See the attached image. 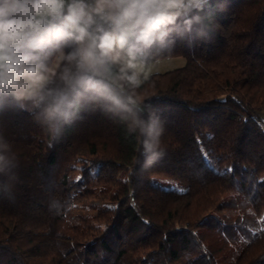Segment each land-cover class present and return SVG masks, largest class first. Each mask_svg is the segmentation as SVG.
<instances>
[{
  "label": "trees",
  "instance_id": "16d2710c",
  "mask_svg": "<svg viewBox=\"0 0 264 264\" xmlns=\"http://www.w3.org/2000/svg\"><path fill=\"white\" fill-rule=\"evenodd\" d=\"M174 13L139 59L185 65H113L123 108L85 92L50 119L0 92V264H264V0ZM136 120L162 129L151 149Z\"/></svg>",
  "mask_w": 264,
  "mask_h": 264
},
{
  "label": "clouds",
  "instance_id": "9594fccd",
  "mask_svg": "<svg viewBox=\"0 0 264 264\" xmlns=\"http://www.w3.org/2000/svg\"><path fill=\"white\" fill-rule=\"evenodd\" d=\"M191 2V0H190ZM179 0H0V92L40 105L57 119L83 93L102 98L115 109L128 101L114 90L112 66L134 68L146 49L162 39L163 25L175 19ZM196 19H199L197 17ZM192 21H187V29ZM51 49L60 50L62 84H49L41 72ZM121 69V71L124 70ZM128 79L136 82L133 77ZM82 90V91H81ZM151 149L162 129L156 121L136 120Z\"/></svg>",
  "mask_w": 264,
  "mask_h": 264
},
{
  "label": "rangeland",
  "instance_id": "374dc122",
  "mask_svg": "<svg viewBox=\"0 0 264 264\" xmlns=\"http://www.w3.org/2000/svg\"><path fill=\"white\" fill-rule=\"evenodd\" d=\"M181 9V8H180ZM172 12L175 11V9L171 10ZM62 53L59 54L56 59L52 62L48 70L44 71L41 70V72L48 76L49 79L53 76L55 73V70L57 66L59 65L61 59H62ZM119 69L124 68V62L120 61L115 64ZM185 65V59L181 56H170V57H164L159 58L153 61H144L141 59H137L136 66L134 68H124L123 71L133 74L136 77H148L154 73L158 72H166L175 68H179ZM165 181V187L173 188V189H181V184L178 181L175 180H168L163 179Z\"/></svg>",
  "mask_w": 264,
  "mask_h": 264
},
{
  "label": "built area",
  "instance_id": "2783aa9c",
  "mask_svg": "<svg viewBox=\"0 0 264 264\" xmlns=\"http://www.w3.org/2000/svg\"><path fill=\"white\" fill-rule=\"evenodd\" d=\"M187 0H179V3L175 6L174 9L182 8Z\"/></svg>",
  "mask_w": 264,
  "mask_h": 264
}]
</instances>
